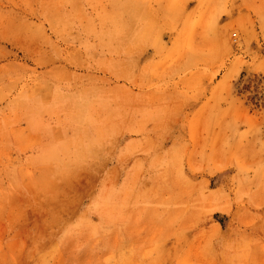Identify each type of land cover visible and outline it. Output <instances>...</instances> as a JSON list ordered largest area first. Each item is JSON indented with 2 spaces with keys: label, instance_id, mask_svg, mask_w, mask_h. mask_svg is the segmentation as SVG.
<instances>
[{
  "label": "rangeland",
  "instance_id": "obj_1",
  "mask_svg": "<svg viewBox=\"0 0 264 264\" xmlns=\"http://www.w3.org/2000/svg\"><path fill=\"white\" fill-rule=\"evenodd\" d=\"M0 264H264V0H0Z\"/></svg>",
  "mask_w": 264,
  "mask_h": 264
}]
</instances>
